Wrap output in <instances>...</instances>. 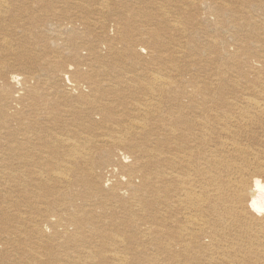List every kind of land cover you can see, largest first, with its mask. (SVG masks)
I'll return each mask as SVG.
<instances>
[{"label":"bare ground","instance_id":"6f19581e","mask_svg":"<svg viewBox=\"0 0 264 264\" xmlns=\"http://www.w3.org/2000/svg\"><path fill=\"white\" fill-rule=\"evenodd\" d=\"M0 264H264V0H0Z\"/></svg>","mask_w":264,"mask_h":264}]
</instances>
